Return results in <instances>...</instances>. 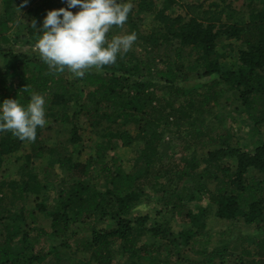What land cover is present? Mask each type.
<instances>
[{
	"label": "trees",
	"instance_id": "1",
	"mask_svg": "<svg viewBox=\"0 0 264 264\" xmlns=\"http://www.w3.org/2000/svg\"><path fill=\"white\" fill-rule=\"evenodd\" d=\"M1 1L0 102L10 98L26 105L33 92L40 93L51 120L37 128L32 141L0 131V166L31 144L20 177L0 180V264H121L115 262L119 252L130 264H157L163 247L175 264H264V234L254 248L240 252L210 245L208 208L188 205L199 193L208 194L216 217H241L264 233V141L257 137L264 126V8L253 9L247 21L225 23L217 9L183 15L173 11L178 0H136L123 26L142 40L144 56L130 49L114 64L75 77L67 67L49 70L39 53L14 48L34 46L32 21L40 28L47 12L67 7L66 0ZM23 8L30 23L13 39ZM145 12L154 15L156 25L143 34L138 21ZM118 28H110L108 40ZM222 36L240 42L236 67L223 64ZM227 92L252 122L248 143L214 127L224 118L220 99ZM77 120L103 138L87 159L73 158L80 141ZM62 128L70 133L66 142L59 137L47 145ZM175 139L183 152L179 158L161 151ZM138 142L142 146L126 171L115 151ZM46 155L43 167L32 166L34 158ZM148 191L158 193L165 211L181 219L180 230L168 220L133 214ZM80 253L88 260L79 259Z\"/></svg>",
	"mask_w": 264,
	"mask_h": 264
},
{
	"label": "rangeland",
	"instance_id": "2",
	"mask_svg": "<svg viewBox=\"0 0 264 264\" xmlns=\"http://www.w3.org/2000/svg\"><path fill=\"white\" fill-rule=\"evenodd\" d=\"M133 8L136 6V0H131ZM212 3H218L220 7L212 5ZM200 6L198 7V5ZM196 6L194 9H191L188 6ZM202 6V7H201ZM3 4L0 0V10H2ZM264 8V0H178L177 4L173 6V11L176 14H200L202 10L217 9L218 14L221 16V22L231 23V22H242L247 21L250 17V13L253 9L259 11ZM18 22L12 27V37L15 39V36H19L22 33H26L25 26L30 23V16L27 13L26 8L18 10ZM154 15L150 12L142 13L138 25L140 32L143 34L150 31L155 27L156 23L153 20ZM130 33L127 27H120L116 30V35H122ZM21 39V38H20ZM19 42V41H18ZM24 42V40H22ZM144 43L141 39H136L133 43L131 50H134L138 55L144 56ZM219 49L224 54L223 64L225 68L236 67L238 64V51L240 48V42L236 39H228L222 36L219 39ZM15 51L18 53H38V50H35L33 46L27 45L26 43L14 44ZM7 50V49H6ZM5 63V58L0 56V70L3 69ZM91 70H98L96 67L89 68ZM209 77H204L202 81L209 80ZM161 85H164L162 81H159ZM223 108L225 115L223 120L219 122L214 121V127L220 128L221 130L227 129L231 131L237 139L243 143H248L253 139V127L252 122L248 120L247 115L244 114L239 106V101L232 92L225 93L220 99V109ZM51 119H46V124ZM210 118H207L206 124L208 125ZM78 135L80 141L74 145V159H87L94 152L95 145L102 141L103 138L100 136V132L90 128L83 120H77ZM66 127L71 128V124H67ZM68 128V129H69ZM128 128L134 129L133 125H129ZM63 132V133H62ZM53 136L45 140L47 145L52 146L57 139L69 137L70 133L67 130L66 132L62 130L53 131ZM260 142L264 141V126L261 127V133L257 134ZM142 146L141 142L135 143L131 147H120L115 153L120 158L122 167L124 170L129 171L133 164V159L137 154V151ZM249 149H253V146L249 144ZM180 149V150H179ZM31 151V144L29 142L24 143L22 149L8 157H6L0 166V180H12L20 177L21 165L24 163V155ZM161 151L167 156H172L175 154L174 158H179L183 152L181 151V144L178 139L171 144L164 143L161 146ZM47 155L41 158H34L32 160V166L34 168H41L47 163ZM234 160H232V163ZM195 178H191L189 185H195ZM162 199L159 197L158 193L154 191H148L147 199L138 204L133 209V214L143 215L148 214L152 218L158 220H168L170 225L175 230H180L183 223L178 216H172L167 213L162 205ZM9 203V201L7 202ZM209 195L205 193H199L196 200L189 202L188 205L195 209L199 206L208 208V215L205 219L207 224V231L210 235V245L223 246L228 245L230 250L240 252L244 248H254L255 240H257L260 235L264 234L259 232L254 226L248 225L244 222L243 218L239 217L237 220H225L219 219L215 216L214 209L209 204ZM48 226V223L46 224ZM52 238V237H51ZM54 241L53 244L58 243L56 239H51ZM60 242V239H59ZM118 247V246H117ZM170 248V247H169ZM167 247H163V252L160 255V263L157 264H175L174 256L171 253H167ZM79 259L88 260L89 255L87 253H80L78 255ZM128 255H123L121 252L116 253L115 262L121 264H130L127 259ZM147 264V263H146Z\"/></svg>",
	"mask_w": 264,
	"mask_h": 264
},
{
	"label": "clouds",
	"instance_id": "3",
	"mask_svg": "<svg viewBox=\"0 0 264 264\" xmlns=\"http://www.w3.org/2000/svg\"><path fill=\"white\" fill-rule=\"evenodd\" d=\"M28 0H24L26 4ZM67 7L49 10L37 28L34 49L51 71L65 68L75 77H83L91 67L114 64L127 53L137 39L135 32L106 34L112 26L122 27L133 8L131 0H66ZM79 6L75 13L70 9ZM26 89V88H25ZM45 97L33 92L26 105L18 99L0 102V131H11L21 140H35L36 130L46 124Z\"/></svg>",
	"mask_w": 264,
	"mask_h": 264
}]
</instances>
